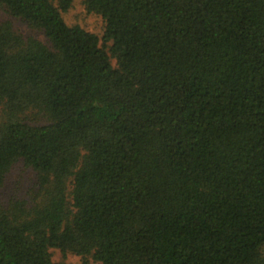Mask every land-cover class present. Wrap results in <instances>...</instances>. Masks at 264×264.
<instances>
[{
  "label": "trees",
  "instance_id": "16d2710c",
  "mask_svg": "<svg viewBox=\"0 0 264 264\" xmlns=\"http://www.w3.org/2000/svg\"><path fill=\"white\" fill-rule=\"evenodd\" d=\"M71 4L0 0V264H264V0Z\"/></svg>",
  "mask_w": 264,
  "mask_h": 264
},
{
  "label": "rangeland",
  "instance_id": "374dc122",
  "mask_svg": "<svg viewBox=\"0 0 264 264\" xmlns=\"http://www.w3.org/2000/svg\"><path fill=\"white\" fill-rule=\"evenodd\" d=\"M67 26H79L85 31L101 37L103 34L104 23L100 16L89 14L85 11L82 0H72L69 10L62 15ZM9 21L13 27L25 38L33 36L39 41L46 43L43 35L38 32L30 31L22 22L9 18L3 10L0 9V22ZM112 65H115L114 60ZM36 184L35 173L26 168L22 162H18L8 174L6 182L0 190V202L6 204L12 197L22 198L26 192ZM51 260L56 264H82V258L73 254L63 256L58 250L50 249ZM87 264H100L92 261L90 258Z\"/></svg>",
  "mask_w": 264,
  "mask_h": 264
}]
</instances>
